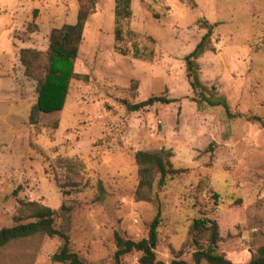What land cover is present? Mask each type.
Listing matches in <instances>:
<instances>
[{
    "label": "rangeland",
    "instance_id": "obj_1",
    "mask_svg": "<svg viewBox=\"0 0 264 264\" xmlns=\"http://www.w3.org/2000/svg\"><path fill=\"white\" fill-rule=\"evenodd\" d=\"M79 0H0V228L14 224L20 201L55 210L64 202L61 158L80 156L106 199L93 189L73 196L77 203L71 244L89 264H111L115 234L148 237L162 211L157 255L171 263L191 262L187 239L192 220L216 219L220 252L248 264L264 245V0H132L129 28L153 59L117 51L115 0H98L85 29L65 108L30 115L37 82L25 74L22 48L46 50L54 28L75 23ZM36 17L39 31L28 29ZM214 24V50L198 61L200 76L231 107L212 105L192 88L187 56ZM125 36L120 45L131 49ZM164 97L170 102L152 101ZM171 151L180 170L159 190L155 204L138 200L139 150ZM211 182L221 196L215 206ZM61 241L35 236L0 249V264H63L53 255ZM139 252L123 264H140ZM203 264H207L204 262Z\"/></svg>",
    "mask_w": 264,
    "mask_h": 264
},
{
    "label": "trees",
    "instance_id": "obj_2",
    "mask_svg": "<svg viewBox=\"0 0 264 264\" xmlns=\"http://www.w3.org/2000/svg\"><path fill=\"white\" fill-rule=\"evenodd\" d=\"M79 3L76 22L65 23L59 28H54L46 50L32 47L20 50V61L25 68L26 76L37 82V102L33 105L30 115V122L35 126L39 124L41 113L54 114L63 111L73 80L88 78L87 75L76 72V63L86 25L90 17L97 11L98 0H79ZM36 17L37 15H34L35 19L28 25L31 32L39 31ZM132 17V0H115V48L124 55L132 53L134 58L153 59L154 50L143 49L139 44L138 33L129 28ZM201 25L206 31L196 48L187 56L188 78L192 88L202 97V100H206L212 105H222L227 113L231 114V107L227 99L217 96L216 89L214 87L210 89L201 80L198 60L206 52L214 50V24L205 19ZM125 36L132 42L131 49H124L119 45L125 41ZM151 100L171 101L164 97H154ZM250 119L264 125V121L260 117L253 116ZM171 157V151L164 149L137 151L135 160L139 167V187L136 193L138 200L159 203V190H164L168 181L181 172L172 167ZM59 163L63 168L61 188L64 202L62 207L55 210L37 201L21 200L18 212L14 216V224L10 227L0 228V249L27 238L48 236L61 241L59 249L52 257L55 262L89 264L72 248L71 224L77 208L76 200L72 197L96 189L95 200L103 202L106 199L107 191L101 180H94L89 175L87 165L80 156L61 158ZM205 187L211 192L215 206L219 205L221 196L213 188L211 182L206 183ZM162 220V211L158 204V212L149 224L148 237L133 240L116 233L117 250L111 264H123L124 257L133 252L141 254L140 264H203L204 262L207 264H235L219 250L221 242L219 222L207 217H198L192 220L186 243L193 248L191 262L181 258L183 249L177 253L171 263L160 260L156 250ZM248 264H264V245L253 254Z\"/></svg>",
    "mask_w": 264,
    "mask_h": 264
}]
</instances>
